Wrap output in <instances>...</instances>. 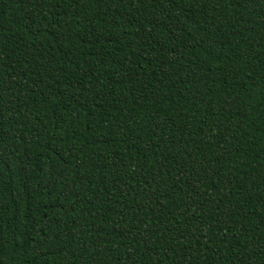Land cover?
<instances>
[{"label": "trees", "instance_id": "obj_1", "mask_svg": "<svg viewBox=\"0 0 264 264\" xmlns=\"http://www.w3.org/2000/svg\"><path fill=\"white\" fill-rule=\"evenodd\" d=\"M0 264H264V0H0Z\"/></svg>", "mask_w": 264, "mask_h": 264}]
</instances>
